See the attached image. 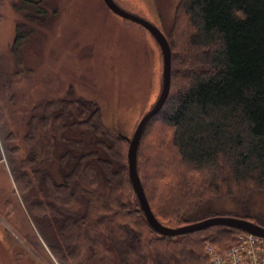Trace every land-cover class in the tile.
<instances>
[{"label": "trees", "instance_id": "16d2710c", "mask_svg": "<svg viewBox=\"0 0 264 264\" xmlns=\"http://www.w3.org/2000/svg\"><path fill=\"white\" fill-rule=\"evenodd\" d=\"M180 16L182 41L174 49L168 42L169 93L145 124L136 156L152 212L175 226L194 221L212 200L264 194V0H178L176 23ZM26 40L18 30L11 46L17 64ZM1 116L0 151L21 198L68 248L84 237L114 254V264H202L200 257L210 264L205 241L224 252L243 232L226 225L174 236L155 231L128 178V142L93 99L70 89L45 98L15 132ZM155 120L170 135L158 131L151 149L146 133Z\"/></svg>", "mask_w": 264, "mask_h": 264}, {"label": "rangeland", "instance_id": "374dc122", "mask_svg": "<svg viewBox=\"0 0 264 264\" xmlns=\"http://www.w3.org/2000/svg\"><path fill=\"white\" fill-rule=\"evenodd\" d=\"M15 1L0 0L1 124L14 132L23 130L22 116L33 104L63 96L70 89L95 100L105 123L115 133L131 137L161 89L162 55L149 31L114 14L103 0H44L40 11ZM114 1L157 26L173 49L185 33V18L175 21L178 0ZM18 30L26 33L27 40L23 62L17 64L11 46ZM158 131L170 135L158 120L153 121L146 133L151 135V149L158 147L160 135L152 138ZM21 196L0 151V264L115 263L114 254L109 257L99 244L88 246L84 237L68 248L55 226L31 213ZM211 216L251 219L264 225V194L255 193L244 202L212 200L192 222ZM200 251L203 254L202 247ZM200 262L207 264L201 257Z\"/></svg>", "mask_w": 264, "mask_h": 264}, {"label": "water", "instance_id": "95a60500", "mask_svg": "<svg viewBox=\"0 0 264 264\" xmlns=\"http://www.w3.org/2000/svg\"><path fill=\"white\" fill-rule=\"evenodd\" d=\"M105 5L116 15L134 21L145 29L153 36L157 42L161 55H162V76H161V89L159 95L153 105L142 115L138 121L131 137H128L117 131V134L125 138L128 142L126 157H127V174L131 181L133 191L138 199L139 207L141 208L146 221L157 232L174 236L205 229L212 225H226L238 228L245 232L264 237V226L245 218H238L233 216H211L195 222H189L179 226L164 225L157 220L146 198L144 189L142 187L140 178L136 168V156L139 141L147 121L156 114L164 104L170 89V74H171V49L168 40L164 33L150 21L126 11L121 8L114 0H103Z\"/></svg>", "mask_w": 264, "mask_h": 264}, {"label": "built area", "instance_id": "2783aa9c", "mask_svg": "<svg viewBox=\"0 0 264 264\" xmlns=\"http://www.w3.org/2000/svg\"><path fill=\"white\" fill-rule=\"evenodd\" d=\"M205 252L211 264H264V238L240 233L236 243L226 251L220 252L206 242Z\"/></svg>", "mask_w": 264, "mask_h": 264}, {"label": "flooded vegetation", "instance_id": "af4514ba", "mask_svg": "<svg viewBox=\"0 0 264 264\" xmlns=\"http://www.w3.org/2000/svg\"><path fill=\"white\" fill-rule=\"evenodd\" d=\"M44 0H16L15 3H21L25 7H30L34 10L40 11V6Z\"/></svg>", "mask_w": 264, "mask_h": 264}]
</instances>
